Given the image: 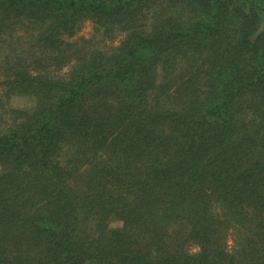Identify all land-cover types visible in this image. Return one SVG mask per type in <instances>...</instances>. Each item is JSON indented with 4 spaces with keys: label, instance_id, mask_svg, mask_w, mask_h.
Listing matches in <instances>:
<instances>
[{
    "label": "trees",
    "instance_id": "1",
    "mask_svg": "<svg viewBox=\"0 0 264 264\" xmlns=\"http://www.w3.org/2000/svg\"><path fill=\"white\" fill-rule=\"evenodd\" d=\"M0 264H264V0H0Z\"/></svg>",
    "mask_w": 264,
    "mask_h": 264
},
{
    "label": "rangeland",
    "instance_id": "2",
    "mask_svg": "<svg viewBox=\"0 0 264 264\" xmlns=\"http://www.w3.org/2000/svg\"><path fill=\"white\" fill-rule=\"evenodd\" d=\"M92 32V25L89 22H85L82 25L81 30L78 32L77 36L89 37ZM10 106L12 107H26L31 104L30 100L25 96H12L9 99ZM232 234L228 235L227 247L230 248L232 246Z\"/></svg>",
    "mask_w": 264,
    "mask_h": 264
}]
</instances>
